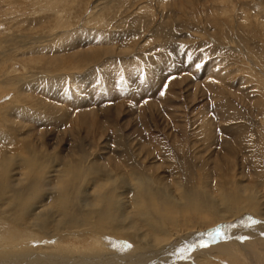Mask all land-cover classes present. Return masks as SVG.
Here are the masks:
<instances>
[{
	"label": "rangeland",
	"instance_id": "obj_1",
	"mask_svg": "<svg viewBox=\"0 0 264 264\" xmlns=\"http://www.w3.org/2000/svg\"><path fill=\"white\" fill-rule=\"evenodd\" d=\"M0 166V211L38 171L34 213L59 236L0 219V264H169L220 225L226 241L170 264H264L260 226L243 225L264 221V0H0ZM66 180L90 228H60Z\"/></svg>",
	"mask_w": 264,
	"mask_h": 264
},
{
	"label": "bare ground",
	"instance_id": "obj_2",
	"mask_svg": "<svg viewBox=\"0 0 264 264\" xmlns=\"http://www.w3.org/2000/svg\"><path fill=\"white\" fill-rule=\"evenodd\" d=\"M21 145V144H20ZM23 148L21 149V154L19 156H23V157H26V153L31 155V156H35V153H31V151L29 150H25L24 151V145L22 146ZM17 150L15 149L14 152H16ZM17 153H20V151L18 150ZM6 155V154H5ZM6 157V156H5ZM18 157V156H17ZM26 162L24 161V166H22V168L24 169V173H26L28 170H32V165L34 163V161L32 159H30L29 157H26ZM4 161V160H3ZM23 165V164H21ZM1 167V166H0ZM21 167V166H20ZM20 170V169H19ZM10 168L8 167H2L1 168V174L0 175H3V177L5 178L6 176L10 175ZM23 173V175H24ZM21 175V174H20ZM28 175L31 176V180L29 182V184L27 185L28 186V189L29 190H26V189H21V190H12L13 192V196L11 197L10 199V204L7 206V209L5 211H0V219L3 221V220H7L9 221V224L10 225H16V228L19 230V231H22L23 233H30L32 234L33 237L37 238L38 239H43V238H47V239H59V236H56V237H48L46 234V230H45V223H46V220L45 219H40L38 217V215H36L34 213V204L31 203V197L33 195V193H35L37 190H38V187L40 186V181H39V178H40V173L38 171H31V172H28ZM75 183V182H74ZM77 183V182H76ZM75 183V184H76ZM72 184V188L73 190L70 188ZM68 185V188H65L66 186ZM19 186V185H18ZM2 189V188H1ZM32 189V190H31ZM68 190L72 191L73 193H76L77 190L75 188V186L73 185V182L71 183L70 181L68 182L67 180L64 182H62L61 184V187L59 188V191L55 193V201H54V204H59L60 207H61V214L63 216V221L62 223L60 224V228L62 230H68L70 228H75V229H87V228H90L92 225H90L89 223H87V221L85 220V216L80 212V209L78 207V204L74 203V202H71V199H68ZM3 191V189H2ZM34 191V192H32ZM154 200V199H153ZM72 203H74L72 205ZM156 205V204H155ZM253 207V205H252ZM115 210V204H110L109 205V210H108V213H111V217H113V212ZM34 213V214H33ZM30 214H33V215H36L35 218H32L31 221L29 220H23V217L24 216H28ZM8 216L9 218H4L5 216ZM243 217V216H242ZM241 220V219H240ZM249 220V219H248ZM247 220V221H248ZM99 224L98 226L102 225L104 228V231L105 230H108L107 232H110L109 234L111 235L112 238H128V240H130L133 244H142L141 240H140V237L139 235L137 234V232L131 228V231L128 232V233H125L123 231H120L121 229V223L118 222V221H112V219H110L111 222H105L104 220H98ZM252 219H250L248 222H245L244 223V220H241V221H237V222H232L231 224H227L226 226H233L231 230H234V228H236L237 226L240 225V223H244L243 225H247L248 223L251 224V225H254L252 224ZM97 222V221H96ZM3 223H6L5 221H3ZM260 226L259 228H256L255 231H257V235H261L264 237V221H256L255 224H257ZM151 224V223H150ZM233 224V225H232ZM156 225V224H155ZM154 225V226H155ZM190 224L188 223L185 227H188ZM153 226V227H154ZM222 225L218 226L217 229L215 228L214 231H212L213 229L211 230H208L206 231L205 233H209V236H207L208 238L213 239L216 238V233L214 235H211L215 232V230H218ZM241 226V225H240ZM251 227V226H250ZM256 227V226H255ZM30 228H36V232L34 233ZM229 228V227H228ZM238 228V227H237ZM254 229V228H253ZM128 230V229H127ZM236 230V229H235ZM153 231V230H152ZM156 231V230H155ZM157 232L162 233V229L161 228H158L157 227ZM213 232V233H212ZM84 233V232H83ZM106 233V232H105ZM159 233V234H160ZM39 234H41L42 236H40ZM85 234V233H84ZM88 234V233H87ZM157 234V233H156ZM202 234V233H201ZM74 235V234H73ZM76 235V234H75ZM218 235V234H217ZM31 236V237H32ZM161 236V235H160ZM197 236V235H196ZM30 237V236H29ZM30 237V238H31ZM163 237V236H161ZM76 238V237H75ZM158 238V237H157ZM165 238V237H164ZM179 238V237H178ZM252 238V237H251ZM144 239V238H143ZM197 239V237H196ZM21 240H23V238L21 237ZM35 240V239H34ZM160 240V239H159ZM143 241V240H142ZM169 241V240H168ZM176 239L172 242L171 245H165V246H162L160 247L159 249V252H155L157 250H150V251H147V254L149 256V258L153 257V259L157 260L156 263L158 262H161L162 260H160L163 256L167 257L169 254H171V252L173 253L174 250H173V244H176L177 243V246H179L180 242H175ZM243 242V241H242ZM61 244V243H60ZM169 244V243H168ZM224 244V243H223ZM242 244V243H241ZM42 245V244H41ZM184 245V244H183ZM225 245L224 244V247L223 245L221 247H219V245L217 246H214L213 245V249L215 251H221V253L223 252V250L225 249ZM249 245V244H248ZM43 246V245H42ZM142 246V245H141ZM189 246V245H188ZM188 246L186 248H188ZM227 246V245H226ZM233 246V245H231ZM44 249L48 247L46 246H43ZM43 247H41L43 249ZM243 248H245V246H242ZM185 248V247H184ZM227 248H231L229 246H227ZM226 248V249H227ZM135 249V248H134ZM142 249V248H141ZM212 249V248H211ZM212 249V250H213ZM233 249V248H232ZM51 250V249H50ZM84 250V249H83ZM181 251V250H180ZM185 251V249H184ZM208 251V250H207ZM228 251V250H227ZM248 251V250H247ZM56 253V252H55ZM185 254V252H183ZM182 253V254H183ZM142 254V253H141ZM181 254V255H182ZM37 255V254H36ZM105 256V254H103ZM103 255H100V256H103ZM140 255V254H139ZM225 255V254H224ZM13 256V255H11ZM55 256V255H54ZM57 256V255H56ZM91 256V255H90ZM88 256V257H90ZM180 256V255H179ZM32 257V258H31ZM59 257V256H58ZM57 257V258H58ZM61 257V256H60ZM97 257V256H96ZM9 258H10V255H9ZM12 258V257H11ZM63 258V257H62ZM67 258V257H66ZM74 258V257H73ZM6 259V258H5ZM14 259V258H13ZM23 262L25 264H37L39 262H44V264H46L47 262H50V261H56V260H61V259H51L50 256H47L45 254L43 255H39L37 258H34L33 255L31 254H26L25 256H23ZM64 259V258H63ZM69 259V258H68ZM71 259V258H70ZM76 260H74V264H95L96 263V260L95 259H92L91 257L86 259V258H81L80 259L78 258H74ZM168 258H166V261H167ZM177 258V255L173 256L167 263H173L176 261ZM15 260V259H14ZM103 260V259H102ZM105 260V259H104ZM165 260V259H164ZM179 260V259H178ZM36 261V262H35ZM38 261V262H37ZM72 261V260H71ZM70 261V262H71ZM165 261V262H166ZM165 262H163V264H165ZM61 264H71L69 263L68 261H61L60 262ZM7 264V262H6ZM20 264V263H19ZM55 264V263H54ZM73 264V263H72ZM102 264H106L104 262H102Z\"/></svg>",
	"mask_w": 264,
	"mask_h": 264
},
{
	"label": "water",
	"instance_id": "obj_3",
	"mask_svg": "<svg viewBox=\"0 0 264 264\" xmlns=\"http://www.w3.org/2000/svg\"><path fill=\"white\" fill-rule=\"evenodd\" d=\"M220 228H221V230H223L222 234L227 230L225 227L223 228V226H221ZM212 231H214V228H213ZM207 236H209V235H206V236H205L204 238H202L198 243H191V244L188 246V249L185 250V251H186L185 256L180 257L179 259H180V260H181V259L186 260L192 252L197 251V250H200V249H202V248H205V247H201V246H200L202 243H203V244H206V245H207L206 247H208V246H210V245H212V244H214V243H217V242H223V241H226V240H227V238L225 237L224 234H223L222 237H221V235H218L216 238L213 237V239H212V237H211V239H210V238H208Z\"/></svg>",
	"mask_w": 264,
	"mask_h": 264
},
{
	"label": "snow or ice",
	"instance_id": "obj_4",
	"mask_svg": "<svg viewBox=\"0 0 264 264\" xmlns=\"http://www.w3.org/2000/svg\"><path fill=\"white\" fill-rule=\"evenodd\" d=\"M252 223H256V221H252ZM217 234L221 235V237L223 236L222 232L219 229L217 230ZM200 246L201 247H206L207 245L202 243Z\"/></svg>",
	"mask_w": 264,
	"mask_h": 264
}]
</instances>
